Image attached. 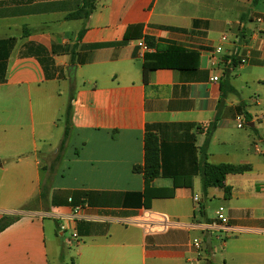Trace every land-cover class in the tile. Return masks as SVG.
<instances>
[{
	"label": "crops",
	"instance_id": "1",
	"mask_svg": "<svg viewBox=\"0 0 264 264\" xmlns=\"http://www.w3.org/2000/svg\"><path fill=\"white\" fill-rule=\"evenodd\" d=\"M169 48L199 57L144 74L145 56ZM237 49L246 62L226 65ZM71 80L72 131L57 162ZM213 123L208 162L251 170L227 176L228 198L195 175L146 208L134 167L147 132L172 176L196 168ZM262 144L264 0H0V219L19 216L0 233V264H264ZM45 169L54 175L42 200ZM171 176L150 187L172 188ZM220 208L229 228L208 229Z\"/></svg>",
	"mask_w": 264,
	"mask_h": 264
},
{
	"label": "trees",
	"instance_id": "2",
	"mask_svg": "<svg viewBox=\"0 0 264 264\" xmlns=\"http://www.w3.org/2000/svg\"><path fill=\"white\" fill-rule=\"evenodd\" d=\"M257 2V0H255ZM93 9V7H92ZM82 16V13H76L68 18H79ZM83 35V32L80 34V38ZM151 40H149V45L153 46L151 44ZM183 56H187L189 58H192V60L198 59V54L191 51H185L180 48H169L166 52H156L152 54H147L146 60L148 62L152 63V66H145L144 74L147 73V71H154L158 68L162 67H171L175 66L176 68H181L183 65L180 63ZM232 66L230 67H237V65L240 63L239 59L236 58V56H232ZM227 59H225V63L227 65ZM197 63H194L193 65H190V67H196ZM228 85L230 87L231 92H235V89L230 86L229 83H224L223 86ZM226 95V92L225 94ZM73 98L71 99L72 102ZM72 113H73V106L72 103L68 106L66 116H65V130H64V137L62 139V142L60 144L56 161L60 162L61 158L63 157V154L66 150L67 143L71 136L72 131ZM249 116H247L248 118ZM217 128V124L213 123L209 126L207 131V139L206 143L201 151L200 161H196V168L190 172V173H177L173 174H167L165 172L163 167V160H162V147L160 143V139L152 131H148L145 138V164L144 166H135L134 171L140 172L144 174L145 182H146V191H145V198L146 208L150 207V203L153 199H168V198H174L176 195V190L185 187V188H192L193 181L192 177L195 175H199L202 180V186L204 191L206 192L209 188L218 187L222 188L225 191V197L230 196L231 188L227 186L226 179L228 175L231 174H244L251 170V167L249 165H232V164H219V165H212L208 162V145L210 138ZM44 171H47L46 169ZM48 174L44 177L42 185H41V193L40 198L42 200L47 199L49 192L51 190V186L49 182H52L53 175H54V169H50L47 171ZM168 177L171 176L172 179H174L173 187L170 189H157L154 190L150 187V183L157 178L160 177ZM24 210H31L30 206H27L24 208ZM18 215L13 216H5L2 219H0V233L4 231L7 227L12 225L14 222L18 220Z\"/></svg>",
	"mask_w": 264,
	"mask_h": 264
},
{
	"label": "built area",
	"instance_id": "3",
	"mask_svg": "<svg viewBox=\"0 0 264 264\" xmlns=\"http://www.w3.org/2000/svg\"><path fill=\"white\" fill-rule=\"evenodd\" d=\"M221 41L222 42H226L228 41V36L227 35H224L222 36L221 38ZM236 43H239V38L236 40ZM140 48H141V52L140 54L142 56H144L146 53H148L151 49L150 47L145 43V42H141L139 44ZM216 51L218 53H223L224 52V49L222 46H218V48L216 49ZM238 52V49L236 50V53L235 51L229 56V59L227 60V65L228 66H232L233 62H232V56H238L239 53ZM247 60V57H243L241 60H240V63L243 64L245 63ZM214 81H219L220 78L218 76H215L213 78ZM244 125V120H242L241 118L239 119V124L238 126L241 128L243 127ZM196 202H199V198L198 197H195L194 198ZM81 211L82 209L81 208H76L74 210V213H73V216L75 219H82L83 216L81 214ZM229 228V218L224 214V209L223 208H220L219 212H218V218L217 220H215L214 222H212L211 224L208 225V229H228ZM62 230H64V227H62ZM72 240H74L75 242L78 241V234L75 233L72 235ZM192 245L198 249V250H202L203 248V245H202V241L199 240V239H195L193 242H192Z\"/></svg>",
	"mask_w": 264,
	"mask_h": 264
},
{
	"label": "rangeland",
	"instance_id": "4",
	"mask_svg": "<svg viewBox=\"0 0 264 264\" xmlns=\"http://www.w3.org/2000/svg\"><path fill=\"white\" fill-rule=\"evenodd\" d=\"M237 85L240 88L244 99H249V97L255 96L254 95L255 94L254 88H253L252 84H249V85L245 84V79H242V80L240 79L237 82ZM74 93H75L74 84H73V80H71L70 88L68 87V91L65 93V96H66L64 99L65 109H64L62 116L60 117V121L58 122V124L62 127L61 134H60L61 139H63V137H64L66 112H67L68 106L71 103V99L73 98ZM260 148L262 149V151H264V144L260 145ZM50 158H53V157H50ZM261 158L263 159V162H264V156H261ZM205 201L209 204V200L205 199ZM218 204H219V202H218ZM33 205L34 204H32L30 207H33ZM66 237L68 238V237H70V235L67 234Z\"/></svg>",
	"mask_w": 264,
	"mask_h": 264
}]
</instances>
